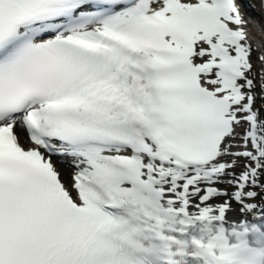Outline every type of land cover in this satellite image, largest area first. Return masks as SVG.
Here are the masks:
<instances>
[{
    "label": "snow or ice",
    "instance_id": "snow-or-ice-1",
    "mask_svg": "<svg viewBox=\"0 0 264 264\" xmlns=\"http://www.w3.org/2000/svg\"><path fill=\"white\" fill-rule=\"evenodd\" d=\"M257 4L0 0V264H264Z\"/></svg>",
    "mask_w": 264,
    "mask_h": 264
},
{
    "label": "rangeland",
    "instance_id": "rangeland-1",
    "mask_svg": "<svg viewBox=\"0 0 264 264\" xmlns=\"http://www.w3.org/2000/svg\"><path fill=\"white\" fill-rule=\"evenodd\" d=\"M250 22H251L252 24H254V26H255L258 30H259V28L261 29L260 25H258V24L255 22V20L250 19Z\"/></svg>",
    "mask_w": 264,
    "mask_h": 264
},
{
    "label": "bare ground",
    "instance_id": "bare-ground-1",
    "mask_svg": "<svg viewBox=\"0 0 264 264\" xmlns=\"http://www.w3.org/2000/svg\"><path fill=\"white\" fill-rule=\"evenodd\" d=\"M65 171V173L67 174V170H64Z\"/></svg>",
    "mask_w": 264,
    "mask_h": 264
}]
</instances>
